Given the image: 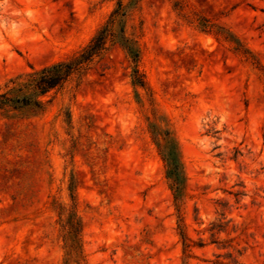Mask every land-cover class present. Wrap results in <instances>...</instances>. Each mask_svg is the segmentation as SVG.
Here are the masks:
<instances>
[{
  "label": "rangeland",
  "instance_id": "obj_1",
  "mask_svg": "<svg viewBox=\"0 0 264 264\" xmlns=\"http://www.w3.org/2000/svg\"><path fill=\"white\" fill-rule=\"evenodd\" d=\"M120 3L145 87L116 41L38 111H0V264H264V0H0V93ZM153 123L178 142L182 221Z\"/></svg>",
  "mask_w": 264,
  "mask_h": 264
},
{
  "label": "trees",
  "instance_id": "obj_2",
  "mask_svg": "<svg viewBox=\"0 0 264 264\" xmlns=\"http://www.w3.org/2000/svg\"><path fill=\"white\" fill-rule=\"evenodd\" d=\"M123 14H125V12L120 3L119 7L112 13L106 24L96 32L89 43L80 51L63 60L34 72L20 75L12 80L14 85L8 90L0 93V111L10 109L38 111L44 105V102L39 98L40 96L54 88L62 86L73 76H82V74H84V72L96 61V58L101 57L109 49V46L116 41L120 42L127 50L135 63L132 72L133 84L145 87L146 82L136 64L139 56L136 48L132 41L123 34V28H121L119 32L115 31V25L121 22L120 16ZM226 34V39H231L233 37L230 33ZM235 49L238 52H242L243 50L246 53L250 52L243 48L242 43L238 40L236 41ZM151 127L155 143L165 163L166 175L174 192L180 221H182L180 202L184 191L185 176L180 159L178 142L169 130L160 129L155 123L151 124ZM72 198L74 199V196ZM60 210V214H62L65 209L60 206ZM60 221H62V236L65 247L68 249V254L71 255L75 253L77 256H81L82 221L77 214L76 204H74L69 211L68 217L64 221L63 219ZM179 227L185 243L186 234L183 226L180 225Z\"/></svg>",
  "mask_w": 264,
  "mask_h": 264
}]
</instances>
